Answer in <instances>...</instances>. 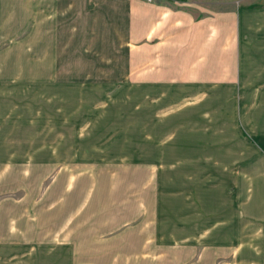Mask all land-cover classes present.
<instances>
[{
	"label": "rangeland",
	"instance_id": "rangeland-1",
	"mask_svg": "<svg viewBox=\"0 0 264 264\" xmlns=\"http://www.w3.org/2000/svg\"><path fill=\"white\" fill-rule=\"evenodd\" d=\"M140 55L0 48V264H93L90 242L106 234V217L108 233L142 225L147 239L165 236L186 151L203 159L189 167L210 188L221 168L228 189L239 184L234 172L243 184L251 169L263 191L264 100L233 99L234 85H145ZM235 157L241 164H229ZM152 257L143 264H159Z\"/></svg>",
	"mask_w": 264,
	"mask_h": 264
},
{
	"label": "crops",
	"instance_id": "crops-1",
	"mask_svg": "<svg viewBox=\"0 0 264 264\" xmlns=\"http://www.w3.org/2000/svg\"><path fill=\"white\" fill-rule=\"evenodd\" d=\"M0 48H139L145 85H234L233 99L264 100V0H0ZM187 153L175 162L186 166L175 177L183 174L186 187L172 194L169 232L162 237L154 228L147 239L137 225V235L125 236L131 227L123 225L108 233L114 222L106 217V234L90 242L93 264H143L147 252L159 264H264L258 174L255 184L250 169L242 184L234 172L239 184L228 189L219 183L229 175L221 168L210 188L199 168L189 167L203 159ZM235 161L241 164L240 157L229 164ZM260 181L264 187V173Z\"/></svg>",
	"mask_w": 264,
	"mask_h": 264
}]
</instances>
